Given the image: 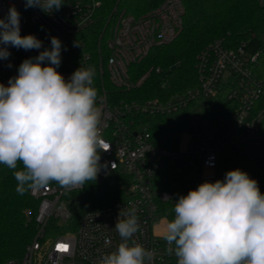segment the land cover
<instances>
[{"label": "built area", "instance_id": "1", "mask_svg": "<svg viewBox=\"0 0 264 264\" xmlns=\"http://www.w3.org/2000/svg\"><path fill=\"white\" fill-rule=\"evenodd\" d=\"M62 3L59 10L45 14L36 7L26 9L25 0H0V19L14 5L20 13L21 35L34 34L42 41L40 49L28 51L9 46L11 55L0 60V83L7 86L23 60L50 49L53 36L62 43L57 71L65 80L79 67L94 68L102 138L111 146L101 153L97 178L101 183L125 178L129 192L125 190L124 201L83 212L73 226L76 216L70 215L65 202L84 187L30 188V196L39 203L37 233L20 259L5 264H98L122 242L115 224L118 218L125 219L119 217L120 210L131 208L136 209L140 228L128 243L135 241L153 253L145 264H178L158 231L169 221L167 206L201 183L223 180L227 171L237 168L255 179L264 194V53L259 61L260 52H249L247 42L236 48L212 42L197 57L196 87L169 98L142 99L138 93V99L126 100L106 83L124 93L138 92L153 70L160 72L151 68L141 73L131 67L180 35L183 0H157L156 6L137 15L120 9L118 2L109 16L105 49L101 41L93 45L90 38L102 0ZM214 101L216 110H206ZM162 117L166 122L157 120ZM51 220L58 221L62 230L49 233ZM60 244L68 245V250H58Z\"/></svg>", "mask_w": 264, "mask_h": 264}, {"label": "clouds", "instance_id": "2", "mask_svg": "<svg viewBox=\"0 0 264 264\" xmlns=\"http://www.w3.org/2000/svg\"><path fill=\"white\" fill-rule=\"evenodd\" d=\"M62 5V0H25L26 9L45 14ZM9 46L25 51L42 47L34 34L21 35L14 5L0 19V60L11 55ZM61 49L53 36L50 49L23 60L7 86L0 83V164L14 170L20 194L51 182L68 191L81 189L97 179L101 153L111 147L102 138L95 69L79 67L65 80L57 71ZM174 213L163 239L178 264H264V194L245 171L229 170L223 180L189 190L175 201ZM122 215L125 219L115 224L122 242L98 264L150 262L151 251L128 243L140 228L136 209H121Z\"/></svg>", "mask_w": 264, "mask_h": 264}, {"label": "trees", "instance_id": "3", "mask_svg": "<svg viewBox=\"0 0 264 264\" xmlns=\"http://www.w3.org/2000/svg\"><path fill=\"white\" fill-rule=\"evenodd\" d=\"M124 1L102 0L103 6L98 21L90 32L93 45L101 41V47L105 49L110 33L107 29L110 13L118 2L119 7ZM183 2L185 16L180 35L172 43L153 49L148 58L131 67V71L137 69L141 73H146L151 68H159L160 72L156 73L153 70L138 92L124 93L114 90L106 83L113 94L126 100L136 99L138 93L143 94L142 99L166 94H183L196 87L197 57L210 43L221 41L226 47L236 48L243 42L249 43L253 38L264 41V0H183ZM156 5L157 0H152L151 3L150 0H126L125 3L126 9L136 15ZM258 52L261 61L264 42ZM215 103V101L208 103L206 110H216ZM157 120L166 122L164 117ZM179 132L180 129H176L174 134ZM20 169L22 164L18 163L17 170ZM13 172L14 170L0 164V264L20 259L37 233L35 216L39 203L30 196V188L23 194L17 192L18 182ZM125 181V178L119 177L110 183H101L98 178L94 182H88L81 191L86 200L84 212L126 200ZM128 182L127 178V184ZM50 184L59 185L56 182ZM174 206L175 204H171L166 208L165 214L169 221L174 219ZM81 214L75 217L73 226H76ZM60 230L62 228L58 221L51 220L49 233Z\"/></svg>", "mask_w": 264, "mask_h": 264}, {"label": "rangeland", "instance_id": "4", "mask_svg": "<svg viewBox=\"0 0 264 264\" xmlns=\"http://www.w3.org/2000/svg\"><path fill=\"white\" fill-rule=\"evenodd\" d=\"M125 3H126V0L120 5V9L122 8H126L125 7ZM141 12H139L140 14ZM108 28L110 30V23L108 24ZM106 30V29H105ZM263 42L262 40L258 39V38H253L250 40V42L247 44V50L251 53H254L256 52L258 49H260V47L263 45ZM200 54V53H199ZM198 54V55H199ZM188 91V90H187ZM173 95H178V94H173ZM173 95H164V96H160V98H169ZM210 174H208L209 176ZM126 192L128 193L129 192V188H125ZM65 206L67 208V210L69 211L70 215L71 216H78L79 214H81L82 212H84L85 210V206H86V200H85V196L82 194V193H77V194H74L73 196H71L70 199H67L66 202H65ZM166 230V223H163L162 226L158 229V231L160 233H163L165 232ZM162 264V263H160Z\"/></svg>", "mask_w": 264, "mask_h": 264}, {"label": "snow or ice", "instance_id": "5", "mask_svg": "<svg viewBox=\"0 0 264 264\" xmlns=\"http://www.w3.org/2000/svg\"><path fill=\"white\" fill-rule=\"evenodd\" d=\"M57 247H58V250H60V251H67L68 250V245H66V244H60Z\"/></svg>", "mask_w": 264, "mask_h": 264}]
</instances>
